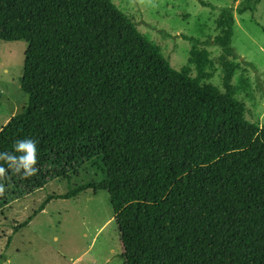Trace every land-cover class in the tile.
<instances>
[{
	"label": "trees",
	"instance_id": "obj_1",
	"mask_svg": "<svg viewBox=\"0 0 264 264\" xmlns=\"http://www.w3.org/2000/svg\"><path fill=\"white\" fill-rule=\"evenodd\" d=\"M245 10L216 20L222 91L206 49L172 68L110 0H0V41L26 44L28 96L0 153L37 147L34 175L0 160L4 175L41 188L92 161L99 182L54 198L107 192L124 264H264V126L246 120L232 84L234 12Z\"/></svg>",
	"mask_w": 264,
	"mask_h": 264
},
{
	"label": "rangeland",
	"instance_id": "obj_2",
	"mask_svg": "<svg viewBox=\"0 0 264 264\" xmlns=\"http://www.w3.org/2000/svg\"><path fill=\"white\" fill-rule=\"evenodd\" d=\"M110 1L160 48L172 68L187 65L194 47L206 49L213 62L208 82L222 91L221 51L212 43L216 20L223 8H246L241 15L234 12L238 69L232 84L246 107V120L264 126V0L251 5L247 0ZM25 51L23 41H0V130L28 105L21 91ZM100 180L92 161L65 167V174L49 177L41 188L19 174L0 176L5 187L0 194V264H124L107 192L89 189L67 200L54 198Z\"/></svg>",
	"mask_w": 264,
	"mask_h": 264
},
{
	"label": "clouds",
	"instance_id": "obj_3",
	"mask_svg": "<svg viewBox=\"0 0 264 264\" xmlns=\"http://www.w3.org/2000/svg\"><path fill=\"white\" fill-rule=\"evenodd\" d=\"M13 151L20 153V155H13L12 153H0V160L5 161L7 168L14 172L20 173L24 177L32 176L36 173L37 169L34 167L37 161V147L36 141L32 139L17 140L13 145ZM6 168L0 165V176H3ZM5 187L0 183V194H3Z\"/></svg>",
	"mask_w": 264,
	"mask_h": 264
}]
</instances>
